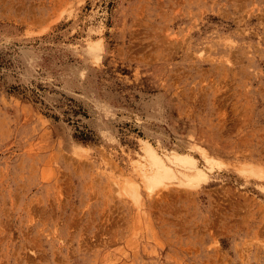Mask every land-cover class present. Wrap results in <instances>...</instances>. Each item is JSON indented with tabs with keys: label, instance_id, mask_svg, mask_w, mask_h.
<instances>
[{
	"label": "rangeland",
	"instance_id": "374dc122",
	"mask_svg": "<svg viewBox=\"0 0 264 264\" xmlns=\"http://www.w3.org/2000/svg\"><path fill=\"white\" fill-rule=\"evenodd\" d=\"M0 264H264V0H0Z\"/></svg>",
	"mask_w": 264,
	"mask_h": 264
},
{
	"label": "bare ground",
	"instance_id": "6f19581e",
	"mask_svg": "<svg viewBox=\"0 0 264 264\" xmlns=\"http://www.w3.org/2000/svg\"><path fill=\"white\" fill-rule=\"evenodd\" d=\"M155 158V157H154ZM173 158L175 159V161H177V162H180V163H189V164H194L193 166H195V162L193 161V159L191 158V156L190 155H183V154H179V153H174L173 154ZM168 159H170L171 161H172V157H169ZM171 161H170V163H171ZM175 161L173 160L172 162L173 163H175ZM160 165L162 166V168L164 169V170H166V171H171V167L170 168H168L169 166L166 164V162H165V160L164 159H160ZM172 164V163H171ZM176 165V164H175ZM190 165V166H191ZM189 170H190V168H189ZM197 170V169H196ZM192 171V170H191ZM199 171V170H198ZM202 171V170H201ZM191 174V173H190ZM148 179V178H147ZM148 181L150 182V186L149 187H154L155 185H157V184H159L160 182V180L158 179V178H156V179H148ZM129 182V181H128ZM127 182V185L130 187V189L132 190V192H133V196L134 197H137V194H138V190H136V188H135V184L133 183V182H129L128 183ZM137 183V182H136Z\"/></svg>",
	"mask_w": 264,
	"mask_h": 264
}]
</instances>
